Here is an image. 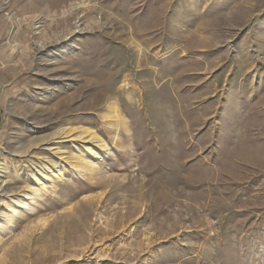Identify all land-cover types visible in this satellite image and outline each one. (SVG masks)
Masks as SVG:
<instances>
[{
    "label": "rangeland",
    "instance_id": "1",
    "mask_svg": "<svg viewBox=\"0 0 264 264\" xmlns=\"http://www.w3.org/2000/svg\"><path fill=\"white\" fill-rule=\"evenodd\" d=\"M0 189V264H264V0H0Z\"/></svg>",
    "mask_w": 264,
    "mask_h": 264
},
{
    "label": "bare ground",
    "instance_id": "2",
    "mask_svg": "<svg viewBox=\"0 0 264 264\" xmlns=\"http://www.w3.org/2000/svg\"><path fill=\"white\" fill-rule=\"evenodd\" d=\"M86 130H88V129H86ZM86 130L84 129L83 133H80V134L78 133L79 135L75 136V137H70L71 135L68 132H66L65 135L67 137H70L71 141H73V140L79 141L80 140L81 146H83L85 148L86 152L89 154H92V155L96 154V151L94 150V148L98 149L99 151H105L107 149L106 143L100 137H97L92 132H88ZM44 144H47L48 150L53 151V153L60 151L58 146H54L55 143L54 144L51 143L50 139H48ZM49 144H51V146ZM33 166L34 165L26 166V171L29 172L27 174H29L35 180V182L37 184L40 183L39 180L41 178H44L46 180L49 178L47 176V172H48L50 167L47 164H44V165L42 164L41 170H39V169L35 170L36 173L33 172V170L36 169ZM29 167H33V170H31V168H29ZM40 184H41L40 187L32 188V189H29L28 191H21V192L14 194L13 195V202H16L17 206H21L23 204V199L31 200V199L35 198V196L38 195L39 192L43 189V185H42L43 182L41 181ZM1 191H2V189H0V192ZM8 219H9V215H7L6 212L0 213V222L1 221H7Z\"/></svg>",
    "mask_w": 264,
    "mask_h": 264
}]
</instances>
